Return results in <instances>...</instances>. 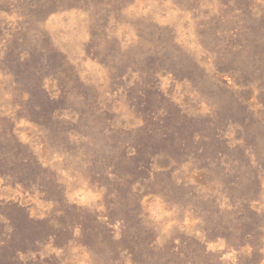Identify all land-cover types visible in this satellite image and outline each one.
<instances>
[{"label": "rangeland", "instance_id": "rangeland-1", "mask_svg": "<svg viewBox=\"0 0 264 264\" xmlns=\"http://www.w3.org/2000/svg\"><path fill=\"white\" fill-rule=\"evenodd\" d=\"M0 264H264V0H0Z\"/></svg>", "mask_w": 264, "mask_h": 264}]
</instances>
